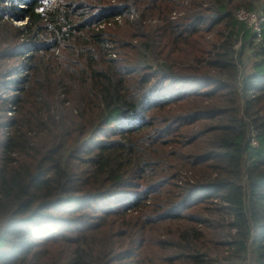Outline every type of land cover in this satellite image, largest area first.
Segmentation results:
<instances>
[{"label":"trees","instance_id":"1","mask_svg":"<svg viewBox=\"0 0 264 264\" xmlns=\"http://www.w3.org/2000/svg\"><path fill=\"white\" fill-rule=\"evenodd\" d=\"M43 1L0 0V264H264V0Z\"/></svg>","mask_w":264,"mask_h":264},{"label":"built area","instance_id":"2","mask_svg":"<svg viewBox=\"0 0 264 264\" xmlns=\"http://www.w3.org/2000/svg\"><path fill=\"white\" fill-rule=\"evenodd\" d=\"M54 2L55 0H44L42 7L37 9L36 12L41 13L43 10H49L50 7L54 4ZM181 14L182 12L178 13V15ZM174 15L177 16L176 14ZM235 18L238 22L243 23L246 29L251 31V33L255 34L259 32L262 18H261V14L257 10H253V11L240 10L235 14ZM116 21L118 23L120 22L118 18H116ZM250 142L253 147L257 146V142L254 140V138H252Z\"/></svg>","mask_w":264,"mask_h":264},{"label":"rangeland","instance_id":"3","mask_svg":"<svg viewBox=\"0 0 264 264\" xmlns=\"http://www.w3.org/2000/svg\"><path fill=\"white\" fill-rule=\"evenodd\" d=\"M190 1L191 0H184L183 1V3H182V6L183 7H187L188 5H185L184 3H190ZM197 1V0H196ZM203 6H206V4H203ZM7 10H8V8H7ZM178 11H183V10H178ZM135 17V16H134ZM133 16H131V17H129V19H132V20H134L135 18H134ZM6 18L4 17V20H5ZM6 21V20H5ZM11 24L13 25V26H15V27H19V26H22V22H19V21H17V20H12L11 21ZM132 32V31H131ZM208 41L209 40H211L212 39V36H209L208 38H206ZM25 43H29V42H27V41H25ZM28 47H30V46H28ZM242 59H243V67L241 66V69L244 71V73H245V71H247V69H248V67H249V65H250V63H249V65H247V60H248V56H243L242 57ZM24 61L23 60H20L17 64H14L12 67H17V68H19V67H21V66H23V63ZM146 62L148 63V64H152L153 66H155V61H152V62H150V60H146ZM244 65H245V67H244ZM248 66V67H247ZM247 68V69H246ZM181 180L183 181V180H185V179H191L190 177V174H181ZM192 180V181H191ZM191 180H189L190 181V183H194L195 182V180H194V178H192Z\"/></svg>","mask_w":264,"mask_h":264}]
</instances>
